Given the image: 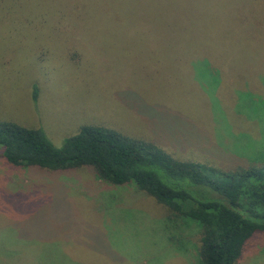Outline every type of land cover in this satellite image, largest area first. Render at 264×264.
Instances as JSON below:
<instances>
[{
	"label": "rangeland",
	"instance_id": "1",
	"mask_svg": "<svg viewBox=\"0 0 264 264\" xmlns=\"http://www.w3.org/2000/svg\"><path fill=\"white\" fill-rule=\"evenodd\" d=\"M263 21L264 0H0V122L55 147L93 126L182 161L260 165L264 99L252 119L238 100L264 97ZM200 63L220 70L214 90ZM2 152L0 264H203L199 225L134 185ZM234 264H264V233Z\"/></svg>",
	"mask_w": 264,
	"mask_h": 264
},
{
	"label": "trees",
	"instance_id": "2",
	"mask_svg": "<svg viewBox=\"0 0 264 264\" xmlns=\"http://www.w3.org/2000/svg\"><path fill=\"white\" fill-rule=\"evenodd\" d=\"M207 66L200 63L197 68L203 83L214 90L218 78L222 80L221 72ZM263 99L241 92V113L245 111L252 119L255 114L250 115L249 109H258ZM0 147L5 159L16 166L52 171L88 167L112 185H134L178 217L199 225L203 264H234L245 243L254 234L264 233V152L255 158L260 165L223 169L206 162L182 161L155 142L128 139L93 126L82 127L55 147L41 129L11 122H0Z\"/></svg>",
	"mask_w": 264,
	"mask_h": 264
}]
</instances>
